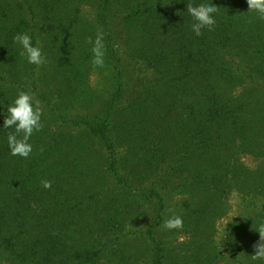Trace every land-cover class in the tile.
Masks as SVG:
<instances>
[{
	"label": "trees",
	"instance_id": "16d2710c",
	"mask_svg": "<svg viewBox=\"0 0 264 264\" xmlns=\"http://www.w3.org/2000/svg\"><path fill=\"white\" fill-rule=\"evenodd\" d=\"M205 2L217 23L197 37L187 4ZM98 30L103 68L86 43ZM18 33L46 63L20 55ZM19 91L40 101L43 128L28 159L0 128V264H264L250 258L264 223V20L246 0H0L4 115ZM232 194L241 216L218 241ZM174 214L184 227L169 231Z\"/></svg>",
	"mask_w": 264,
	"mask_h": 264
},
{
	"label": "clouds",
	"instance_id": "9594fccd",
	"mask_svg": "<svg viewBox=\"0 0 264 264\" xmlns=\"http://www.w3.org/2000/svg\"><path fill=\"white\" fill-rule=\"evenodd\" d=\"M248 11L254 13L259 20H264V0H246ZM187 12L192 17L191 32L197 37L206 30L211 32L217 23L218 8L212 3H201L199 6L187 4ZM33 38L27 33H18L13 37V43L20 47V55L26 57L31 65L40 67L46 63V56L37 40L33 44ZM86 43L91 45L92 60L94 67L103 68L105 66L106 46L103 31L98 30L95 39L89 37ZM7 114L4 115L0 109V115L4 116L3 125L0 128L14 129L7 135V145L10 155L28 159L33 152V145L29 143L34 133H39L43 128L41 120L43 109L40 101L28 91H19L15 99L8 104ZM22 134V135H21ZM44 188L51 187V181H42ZM163 227L169 231L181 230L184 221L180 215H171L164 219ZM259 233L260 239L253 245V254L250 255L252 261L264 262V223H260L255 229Z\"/></svg>",
	"mask_w": 264,
	"mask_h": 264
},
{
	"label": "rangeland",
	"instance_id": "374dc122",
	"mask_svg": "<svg viewBox=\"0 0 264 264\" xmlns=\"http://www.w3.org/2000/svg\"><path fill=\"white\" fill-rule=\"evenodd\" d=\"M91 82L95 84L96 79L94 77L91 78ZM99 83V82H97ZM242 207L239 205V198L236 194H232L229 196L227 200L226 207L222 212V215L215 220V230L217 235V240L225 236V229L229 224L233 222L234 219H237L241 216Z\"/></svg>",
	"mask_w": 264,
	"mask_h": 264
}]
</instances>
